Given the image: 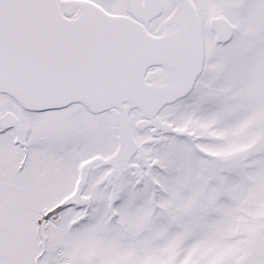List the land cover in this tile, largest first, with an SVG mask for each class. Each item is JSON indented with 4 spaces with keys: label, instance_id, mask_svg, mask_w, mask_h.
Instances as JSON below:
<instances>
[{
    "label": "snow or ice",
    "instance_id": "obj_1",
    "mask_svg": "<svg viewBox=\"0 0 264 264\" xmlns=\"http://www.w3.org/2000/svg\"><path fill=\"white\" fill-rule=\"evenodd\" d=\"M0 264H264V0H0Z\"/></svg>",
    "mask_w": 264,
    "mask_h": 264
}]
</instances>
